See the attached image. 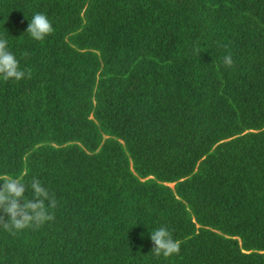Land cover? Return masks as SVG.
<instances>
[{
    "label": "trees",
    "instance_id": "16d2710c",
    "mask_svg": "<svg viewBox=\"0 0 264 264\" xmlns=\"http://www.w3.org/2000/svg\"><path fill=\"white\" fill-rule=\"evenodd\" d=\"M0 264H264V0H0Z\"/></svg>",
    "mask_w": 264,
    "mask_h": 264
},
{
    "label": "water",
    "instance_id": "95a60500",
    "mask_svg": "<svg viewBox=\"0 0 264 264\" xmlns=\"http://www.w3.org/2000/svg\"><path fill=\"white\" fill-rule=\"evenodd\" d=\"M169 186H170L171 188H174L175 184H170Z\"/></svg>",
    "mask_w": 264,
    "mask_h": 264
}]
</instances>
